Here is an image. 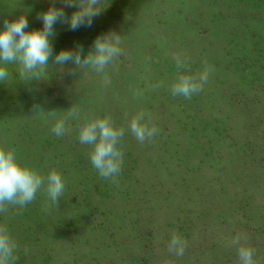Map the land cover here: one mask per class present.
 Instances as JSON below:
<instances>
[{"label": "rangeland", "instance_id": "rangeland-1", "mask_svg": "<svg viewBox=\"0 0 264 264\" xmlns=\"http://www.w3.org/2000/svg\"><path fill=\"white\" fill-rule=\"evenodd\" d=\"M245 2L103 0L106 7L90 27L54 25L53 57L43 79L16 76L10 81L18 65H8L9 78L0 81V107L8 97L18 111H7L10 126L0 121L7 134L0 129V143L13 149L21 163L31 159L29 165H37L39 172L64 150L69 165L79 162L65 176L70 187L58 209L47 207L51 202L41 189L22 209L10 206L0 213V224L9 227L13 220L14 264H240L231 244L238 234L254 250L255 264H264V57L253 52L264 53V22L249 36L254 4ZM55 6L63 7V0ZM49 7V0H5L0 29L5 18L21 14L28 30L42 29L38 17ZM75 10L64 7L69 17ZM110 31L121 35L122 54L103 74L75 69L71 62L60 70L54 63L60 50L77 46L83 48V59L97 36ZM174 52L186 58L191 69L186 74L196 75L205 60L213 69L201 91L216 104L218 121L209 127L201 124L213 114L192 106L203 103L197 94L188 100L171 93L177 75ZM37 106L44 112L35 113ZM71 107L80 110L81 120L66 121L70 139L63 144L51 130L54 120L48 113L66 116ZM141 111L151 113V124L159 129L143 144L128 129L131 117ZM85 115L110 116L125 129L117 145L123 164L115 183L93 167L90 146L74 144ZM46 136L51 149L36 150V142ZM184 177L188 187L181 184ZM40 220L46 222L40 225ZM173 233L187 241L183 256L168 251Z\"/></svg>", "mask_w": 264, "mask_h": 264}, {"label": "clouds", "instance_id": "clouds-1", "mask_svg": "<svg viewBox=\"0 0 264 264\" xmlns=\"http://www.w3.org/2000/svg\"><path fill=\"white\" fill-rule=\"evenodd\" d=\"M49 3L50 7L38 17L42 20V29L28 30V20L23 14L12 20L4 19L3 28L0 29V81L9 78V64L18 65L21 80L43 79L49 60L53 57L51 38L55 35L54 25L57 22L64 23L71 30L81 26L90 27L93 18L99 16L106 7L103 0H63V7L60 8L55 6L56 0H49ZM64 7H74L76 10L69 17L66 16ZM121 42V35L110 31L97 36L83 59V48L77 46L75 50H60L54 56V63L61 66L60 70L63 65L71 62L75 69L91 68L97 74H103L105 68L122 54ZM172 59L176 63L177 75L171 84V93L190 100L193 95L203 90L213 69L205 60L203 69L196 75H190L186 74L191 69L181 53H172ZM70 74H74V71ZM103 82L105 85L110 83L106 75L103 76ZM34 112L44 111L37 106ZM48 115L54 120L51 130L57 137L71 131L70 127H66L67 120H81L80 110L76 107H71L66 116H57L55 110ZM151 120V113L144 111L136 113L130 119L128 129L141 144L151 140L159 132L151 124ZM78 133L79 142L90 146L89 159L93 167L102 178L112 179L115 183L123 164V152L117 145L124 137L125 129L116 127L110 116L85 115L78 124ZM41 189L51 202L47 207L55 206L58 209L59 200L65 190V182L60 172L53 167L46 176L42 175L31 165L21 163L13 149L0 143V213H7L10 206L22 209L35 200ZM242 241H246V237L239 234L231 241L237 248L240 264H255L254 250L245 246ZM186 246L187 241L176 233L172 234L167 245L168 251L177 256L184 255ZM16 248L17 243L8 227L0 224V264H14L17 259L14 256Z\"/></svg>", "mask_w": 264, "mask_h": 264}, {"label": "trees", "instance_id": "trees-1", "mask_svg": "<svg viewBox=\"0 0 264 264\" xmlns=\"http://www.w3.org/2000/svg\"><path fill=\"white\" fill-rule=\"evenodd\" d=\"M5 3V0H0V5L1 4H4ZM250 4H254L253 5V7H254V9L252 10V11H249V19L251 20L250 21V23H249V25H250V28H249V31H250V35L249 36H254V35H256V30L258 29L257 28V26L259 27V25H261L260 23H262V21L264 22V0H249L248 2H247V0H246V2L243 4V5H246V6H248V7H250L249 5ZM234 7H235V2H233L232 3V8L234 9ZM258 18H259V20H258ZM263 18V19H262ZM256 19L259 21V22H256ZM261 19V20H260ZM254 53H255V55L256 54H258V56H259V58L260 57H264V53L263 54H260L262 51L260 50V49H258V48H255L254 49V51H253ZM263 52H264V50H263ZM160 57V56H159ZM247 58H248V56H247ZM160 61V60H159ZM159 63H161V62H159ZM167 71H169L166 67H164ZM172 68V67H171ZM173 70H175L174 68H172ZM16 76L18 77L19 76V74L16 72V74L14 73V74H12V78L10 79V81L12 80V79H14V78H16ZM1 85H2V83H0V88H1ZM202 92H199L197 95H198V98H197V100H199V102H202V100H203V103L202 104H199V106H197L196 105V103L194 102V104L192 105V106H195L196 108H198L199 110H204V112H206V113H211V114H213V117L206 123V124H201L203 127H206L207 125H208V127H209V124H212V121H214V122H217L218 121V118H216V116H214V110H216L215 109V103H212L211 104V102L210 101H208L207 99H208V97H205V98H203L202 97ZM6 98V97H5ZM18 104L16 103V101H14V100H10V98H8L7 97V99H4V102H3V105L0 107V121L2 122V124H7V125H9V121H7V118L5 117V115H6V113H7V111H18ZM205 113V114H206ZM79 123H81V122H79ZM1 125V124H0ZM4 126V125H3ZM3 126H1L0 127V129L1 130H3V133L5 134V135H7L6 134V131H5V128H2ZM6 126V125H5ZM10 126V125H9ZM219 126L217 125V126H215V128H218ZM9 127H7V129H8ZM214 128V129H215ZM1 130H0V132H1ZM9 130V129H8ZM13 130V129H12ZM77 131H78V127H77ZM10 132V131H9ZM11 133V132H10ZM53 134V133H52ZM62 137V141H64L63 142V144H66L67 143V139H70V137L68 136V134H67V132H66V134L65 135H63V136H61ZM223 137V136H222ZM79 138V136L78 135H76V136H74V138H72L73 140H74V144H76V145H82L81 143L79 144V142L77 141V139ZM223 138H225V137H223ZM40 140V144L38 145V141L36 142V146L35 147H37V149L36 150H48V149H51V146H52V143L50 142V136H46V138H40L39 139ZM55 140V139H54ZM52 142H53V138H52ZM49 143V144H48ZM196 145V144H195ZM195 145L192 147V150H193V148L195 147ZM66 152H68V151H66ZM65 152V150H64V152L62 153V154H60L59 156H61V158L60 159H58L57 161H54V162H52V164L50 163V162H46L45 163V165H44V167H43V165L42 166H40V173L42 174V175H47L48 174V172L50 171V167L51 168H56L59 172H60V174L62 175V177H63V180H64V182H65V188L68 190V188L70 187V184L68 183V178H66L65 179V176L67 175V173H68V171L70 170V169H72V168H76L77 166H79V162H75V163H72V165H69V157H70V154H65L66 153ZM67 155V156H66ZM30 160L31 159H29V164H31L30 163ZM177 160V159H176ZM179 160H180V158H179ZM35 161V160H34ZM59 161V162H58ZM81 161V160H80ZM51 164V165H50ZM35 166H37V165H35ZM34 166V167H35ZM177 166H180V163L178 162L177 163ZM153 169L154 170H156V167L155 166H153ZM183 172H184V170H183ZM188 171L187 170H185V173H187ZM184 179H185V177L184 178H182V182H181V184H182V186L183 187H188V185H186L185 184V182H184ZM113 181V180H112ZM108 183V182H107ZM114 187V186H113ZM153 187V189L155 188V186H152ZM158 188V187H157ZM178 188V187H177ZM156 189V188H155ZM70 202V201H69ZM21 215H23V217L25 218V214H26V212H21L20 213ZM16 218H17V213H16ZM24 220H26V219H24ZM13 220H12V218H11V220L7 223V225L9 226L8 227V229H10V230H12V228H11V226L13 225L11 222H12ZM16 221V220H15ZM45 223L46 222V220H40V225L42 224V223ZM43 223V224H44ZM55 223H61V222H59V220H56V222ZM24 225V224H23ZM14 226V225H13ZM16 226H18V224L16 223ZM16 230V227H15V229L13 230V231H15ZM187 236H189L190 237V235H189V233L187 234ZM16 243H17V241H16Z\"/></svg>", "mask_w": 264, "mask_h": 264}]
</instances>
